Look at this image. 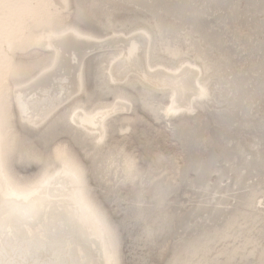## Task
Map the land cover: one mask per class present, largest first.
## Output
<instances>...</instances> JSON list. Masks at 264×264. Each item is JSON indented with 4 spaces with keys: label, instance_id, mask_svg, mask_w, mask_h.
I'll list each match as a JSON object with an SVG mask.
<instances>
[{
    "label": "rangeland",
    "instance_id": "1",
    "mask_svg": "<svg viewBox=\"0 0 264 264\" xmlns=\"http://www.w3.org/2000/svg\"><path fill=\"white\" fill-rule=\"evenodd\" d=\"M66 4L59 27L98 39L144 30L149 64L197 66L207 94L167 114L170 87L134 74L112 83L119 49H100L84 61L81 93L40 126L20 118L9 92L10 171L34 182L61 166L55 150L66 149L116 237L118 264H264V0ZM49 51L20 55L31 65L18 80L39 74ZM118 101L128 109L107 119L101 140L70 120L76 108Z\"/></svg>",
    "mask_w": 264,
    "mask_h": 264
},
{
    "label": "bare ground",
    "instance_id": "2",
    "mask_svg": "<svg viewBox=\"0 0 264 264\" xmlns=\"http://www.w3.org/2000/svg\"><path fill=\"white\" fill-rule=\"evenodd\" d=\"M67 6L66 0H0V264H118L116 237L90 198L82 167L66 149L55 150L61 166L34 182L19 181L10 171L16 137L10 91L20 118L40 126L81 93L85 59L117 48L112 83L134 74L155 88L170 87L165 113L189 111L195 98L207 94L197 81V66L171 70L149 64L150 35L144 30L98 39L59 27L58 11ZM42 46L52 52L50 63L26 82L18 80L31 65L23 57ZM126 103L96 112L76 108L70 120L101 140L107 119L127 111Z\"/></svg>",
    "mask_w": 264,
    "mask_h": 264
}]
</instances>
